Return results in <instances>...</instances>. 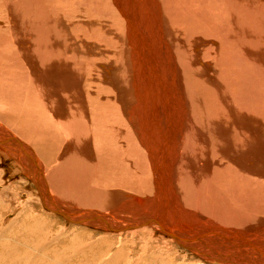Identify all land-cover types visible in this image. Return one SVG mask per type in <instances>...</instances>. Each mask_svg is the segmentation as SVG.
<instances>
[{"label": "bare ground", "instance_id": "bare-ground-1", "mask_svg": "<svg viewBox=\"0 0 264 264\" xmlns=\"http://www.w3.org/2000/svg\"><path fill=\"white\" fill-rule=\"evenodd\" d=\"M246 1L21 0L19 13L10 10L15 26L12 21L9 27L0 28V59L10 58V62L22 66L24 58L27 71H33L34 92L41 102L49 103L47 118L44 110L24 103L16 120L28 124L26 132H36L39 148L48 147V180L53 192L58 191L56 185L61 186L59 190L67 186L93 192L90 182L102 183L106 189L120 187L117 179L108 178V172H120L123 165L133 167V174L123 184L125 188L135 194L140 189L137 185L147 184L141 189L143 193L138 191L141 196L122 190L112 196L126 201L118 204L120 207L115 201L119 209L112 207L111 215H99L91 209L81 213L67 209L69 216L112 235L140 231L137 237L145 241L158 230L198 255V264H206L201 260L209 264H264V226L263 230L256 228L255 233L247 227L233 228L240 231L224 228L207 215L208 220H202L200 206L210 200L226 204L230 212V202L244 204L248 190L257 195L258 202H264V139L258 134L262 97L248 95L249 66L243 53L244 49L252 50L250 40L254 36L250 28L241 30L240 24L236 26L239 19H247ZM11 2L4 0L1 6L6 9ZM18 21L27 28H21ZM258 39L253 44V55L259 50L255 45ZM252 66L256 67L255 75L261 73L260 65ZM245 118L254 121L257 133L252 128L247 130ZM22 124L21 132L25 128ZM2 136L0 148L13 146L14 157L20 158L22 150L25 157L29 156L33 170L31 173L29 165V179L35 190L39 188L46 210L51 211L54 199L45 187L46 177L36 153L28 145ZM181 175L200 179L197 184L205 188V192L200 187L199 192L195 189L194 208L180 204L174 192L177 177L179 187L186 182H182ZM145 194L151 197L144 199ZM71 195L74 201L92 202V207L96 206L94 199H103ZM129 203L133 204L132 211L126 207ZM128 211L137 217L126 219L125 213L131 215ZM224 216L226 224L233 220L230 215ZM117 218L120 220L115 221ZM91 220L93 224L88 223ZM204 225L207 231L199 230L196 237L183 236L185 231ZM156 240L146 241L140 249L135 245L129 252L132 258L129 256L125 264H158L155 257L159 255L147 246ZM118 251L123 257V251ZM168 252L170 256L174 253ZM41 254L34 264L53 260L48 256L47 262L46 253ZM60 260L66 261L63 256ZM162 260L160 264H186ZM108 264H114V259Z\"/></svg>", "mask_w": 264, "mask_h": 264}, {"label": "rangeland", "instance_id": "rangeland-1", "mask_svg": "<svg viewBox=\"0 0 264 264\" xmlns=\"http://www.w3.org/2000/svg\"><path fill=\"white\" fill-rule=\"evenodd\" d=\"M11 1H12L11 2L12 4L10 3L8 5V7L5 9L1 6V4L4 2V0H0V14L2 15V16L0 15V25H1L0 28H2V27L7 28L10 25H12V23H13L12 26H15L14 21H13L12 17L10 16L9 12H10V10L16 9L17 10L16 13H19L18 11L21 10L22 4H21V0H11ZM247 1L246 2L248 4L246 6L248 9L247 10L248 16L244 13V10L241 11V13H242V15L244 13L243 18L244 17L246 18V16H247L248 20L247 19L243 20L241 18L237 21L238 23H236V26H239V24H240L241 27L239 29H241V30H243V29L249 30V28H250V34L254 36L253 40H250L251 44L249 43L250 48L252 50L254 49L253 44L255 43V40H257L258 38L260 39V40L258 39L260 42L256 41V44H255L256 46H258V49L260 50V52L258 50L257 54L253 55V52L255 54L256 50L252 52V50L248 51V50L244 49L243 53H244V51L246 52L245 57L247 58V65L249 66L248 67V74H247L248 76H246V79L248 78L247 79L248 82L246 84L248 87V95L250 97H252V96H256V94H258L259 99L262 97L260 99L261 100L260 131L258 134L263 136V139H264V0H247ZM2 10H3V12H2ZM4 21H5V24H4ZM9 21H10V23H9ZM18 24H21V25H19L20 27L23 26L21 28H25V29L27 28L23 25L24 23L22 21H20V23L18 21ZM27 25H29V23H27ZM120 28H121V26H119V29ZM253 30H257L258 33H257V31H253ZM254 32H255V34H254ZM259 33L262 36H260ZM257 34L260 37L259 36L257 37ZM255 35L257 38L255 37ZM249 39H252V36H251V38L249 37ZM261 39H262V41H261ZM247 53H249V54H247ZM258 54L260 55L259 57H258ZM252 58H255L259 61H256ZM251 60H253V62ZM6 61L3 59H0V127L2 128V129L0 128V136H2V134L4 133L3 134L4 136H2V137H5V135L7 134L6 135V137H8L7 139H11L13 137L11 140L14 139V140H17L19 142H22V143L28 145L36 153L38 160L40 161V166H42L41 170H42L43 178L46 177L45 178V180H46V186L45 187H46L47 191L49 192L51 199L52 200L54 199L53 203L56 201L59 204L58 205L55 202L56 205L61 209L64 207L65 211L67 209H69V210H74L75 212L77 210L78 213H81V212H85V211L91 209L92 212H95L96 214H99V215H111V212L114 210L113 208H115L116 210L119 209L120 205H118V204H121V203H123V201H126L125 199H122L119 196H118V198H120V199L113 198L119 192L123 191V193H128L130 195H135L137 193L138 195L141 196V193H143L141 191V189L142 190L145 189L144 187H147V184L141 183L140 185H137V187L138 186L140 187V189L138 188L140 191L138 189L137 190L141 193H139L137 191L135 194H134V191L133 192L129 191L127 188H125V185H123V184L127 183L126 180H128V178L131 176V174H133L131 172V171H133V167H131L132 165H123V168L120 169V172L118 170H117V172H115V171L114 172H108V173H110L108 175V178L115 179V180L117 179L121 184L120 187L113 188L114 190L112 188L106 189V186L102 183L92 184L90 182V185L92 187L94 186L93 192L89 191L86 193V192H84V189H69L67 186L66 187L63 186L62 190H59L61 188V186L59 188L58 185H56L57 187L55 189L58 191L56 193H54L53 192L54 189L50 188L51 183L49 181L50 180V175H49L50 171L48 169H50L49 168L50 167V161H49V149H48V147H46L45 149L39 148V146L36 145V144H39L38 140L35 139L36 132H26L27 130H29V127L27 126L28 124H26V126H25V124H22L23 121L16 120L18 113L23 109L22 105L24 103L25 104L27 103V105H28L27 107H29V108H35V109L38 108V110H44L45 114L43 113V115L47 118L48 117V110L47 109H49L48 108L49 103L47 100H43L41 102L40 101L41 99L39 98L37 92H34L36 90H33V89H35V87L32 85V84H34V79H33L34 75H32L33 71H31L30 69H28V71H27V66L25 65L24 58H22V66L19 63H16L14 61L10 62V58L6 59ZM260 61H261V64H260ZM17 64H19L20 67H18ZM252 65H260V67L262 69L261 73H259V71H258L259 74L255 75L256 74V70H255L256 67H254ZM6 67H8V68L6 69ZM18 68H20V69H18ZM15 70H16V72H15ZM6 74H8L9 76H7ZM4 75H6V76H4ZM28 77H29V79H28ZM13 81H17V82H13ZM20 85H22V86H20ZM26 87H27V89H26ZM15 88H16V90H15ZM3 89H4V92H3ZM29 89H31V90H29ZM34 93H35V95H34ZM29 94L32 96H30ZM46 95H48V94H46ZM28 96H29V98H28ZM26 97H27V99H26ZM30 99H31V101H30ZM40 105H41V107H40ZM245 119L247 121H245V123H243V125L248 124L247 130L252 128V132L257 133V131L256 130L254 131V128H253L254 127V121L250 122L248 118H245ZM21 124H22V126L25 127L23 132H21L20 128H19L20 127L19 125H21ZM26 128H27V130H26ZM18 133H19V135H18ZM9 134H10V136H8ZM4 147L6 148V151L3 148H0L1 149L0 150V264H26V263L27 264H34L35 259L40 258V257L39 258L36 257L40 253H42L41 255H44V253H46V255H47L46 259L48 258L47 262L50 260V257L53 259V260H50L48 262V264H52V263L53 264H64L65 263L66 264V262H67V264H92V263L93 264H96V263L108 264L110 261H112V259H114V264L115 263L116 264H123V263L125 264V262L129 259V256L132 258V256L129 254V252L131 253V250L134 249L133 247L135 245H137L138 248L140 246L142 247L145 245L146 241H149L152 238H155V240L157 239L158 241L156 240V242H153V243L150 242V243H148L147 246L148 247L150 246L155 251V256L159 255V256L155 257V260H156V262L158 261V264L162 263L161 262L162 259L164 260V261L162 260L163 263H169L171 261H172V263H174V262H178V263L185 262L186 264H188V263L198 264L199 263L200 257L198 255H195L193 252L192 253L188 252L185 248L181 247V245L179 243L170 240V238L165 233L162 234L158 230L155 234L150 233L148 239H146V241H145V239H143L141 237H137V234H139L138 232H140V231H137V232L136 231H132V232L130 231V233H127V234L117 233L115 235H112V234L103 232L104 230L100 229V228L89 227L88 225H77L75 223L70 222V220L67 221V220H64L62 217L55 215L52 211L46 210V208L44 207V205L42 203V200H40L38 192L33 187L32 182L30 181L29 177L24 174L25 172H29V170H28L29 165L31 166V173H33L32 165L29 163L28 158H27L29 156L25 157L26 154H25V152L23 153V150H22L20 158H17L16 155L14 157L12 155L13 153L11 152V149L13 146H5L4 145ZM42 150H44V151H42ZM12 151L14 152V149ZM17 154H19V153H17ZM139 165L142 168V165L140 163H139ZM139 165H138V167H139ZM22 166H23V168H22ZM89 172H91V171L89 170ZM128 172H129V174H128ZM44 173H46V174H44ZM117 173H120V174H117ZM46 175H48L49 177ZM95 175H98V173ZM137 176L140 177V175H137ZM177 176H178V174H177ZM99 177H102V176H99ZM187 177H189L188 178L189 182H190V180L193 181V182H191V184L186 179ZM177 179H178V177H177ZM177 179H176V183L173 182V185L175 184L173 186V189H174V192L176 193V196H177L179 203L184 205V206H190L191 208H194V205H196L195 199H194V197H196L195 196V189H198V192H199V187H200L201 191L205 192V188L203 187V185L201 184V186H199V183L197 184V182H199L200 179L196 181L193 177H190L189 175H187V176L181 175L182 182H183V180L186 181L185 183H183L184 185L182 186V188L177 185V183L179 182V181L177 182ZM136 181H138V180H136ZM192 183H194V184H192ZM196 185H198L197 188H196ZM37 189H39V188H37ZM132 189H134V188H132ZM135 190H136V188H135ZM144 192L147 193V191H145V190H144ZM192 193H193V195H192ZM52 194L54 196H52ZM55 194H57V195L55 196ZM71 194L88 195V196H90L89 198L103 196V199L102 200L94 199L93 201H95V202L93 204L96 206H93L94 207L93 208L91 206L92 202L89 203L88 200H87V202L86 201L81 202V200H78L79 202L74 201L71 198L72 197ZM103 194H105V195H103ZM150 195L151 194H145L144 199L148 198ZM255 195L256 194L252 195L251 191L248 190L246 192V195H245L246 200L243 201L244 204L242 203V201H241V203L240 202L236 203V204H241L239 207L234 202H230L231 203V209H232L230 212L225 209L226 204L215 203V202L211 203L210 200L209 201L204 200L203 201L204 204L201 203V205H200L201 206V212L203 213L201 219L203 220L205 218V220L206 219L208 220L207 216H209L212 221H216L215 223L219 224L220 226H224V228L233 229V228L247 227V228H249L248 231H250L251 233H255L256 228H257V230H263L262 227L264 226V206H263L264 202H262V201L258 202V199H255V197L257 195L256 196ZM140 196H138V197H140ZM142 198H143V196H142ZM100 201H102V202H100ZM114 202L119 207L115 206ZM206 202L211 203L212 206L207 205ZM53 203L51 201L50 205H53ZM213 204H214V206H213ZM132 205H133L132 203H129V205H126V207L130 208ZM61 206H63V207H61ZM232 207H234V208H232ZM260 207H263V209ZM241 208H243V209H241ZM235 209H237V210H235ZM130 210L132 211L131 208H130ZM154 210H156V209H154ZM258 210H260V211H258ZM131 211H128V212H131ZM132 213L133 212H131V215H130V213H125L128 216V217H126V219H129V217H130L133 220L137 217V215L135 213H133V214ZM224 214L230 215V217L233 219L232 221H228V223H227L228 225L225 223L227 221H226V217L224 216ZM231 214H232V216H231ZM244 216H246V217H244ZM149 217L153 218L154 216L149 215ZM223 218H225V220ZM82 219H84V218H82ZM85 219H86V217H85ZM118 220H120V219L117 218L115 221H118ZM242 220H243V223H242ZM92 221L93 220H91V222L88 221V223L93 224ZM121 221H123V220H121ZM204 224H205V222H204ZM255 225H256V227H255ZM205 226L206 225H204L202 227L198 226L199 228H195L194 230H193V228L189 229V230L185 231V233H184L185 235H183L180 232H178V233L183 235V236H194V237H196L200 233V231H202V232L207 231V227H205ZM225 226H227V227H225ZM202 228H204V229H202ZM233 230L234 231H238V230L240 231L242 229H233ZM162 232H164V231H162ZM258 233H260V232H258ZM140 235H142V234L140 233ZM160 237L163 238V239H161V241H160ZM170 237H172V236H170ZM30 238H31V241H30ZM169 240L172 241L173 243L170 242ZM24 241H26L25 244L23 243ZM169 243H170V245H169ZM177 246L180 247L182 250L179 249ZM38 247H41V248L37 249ZM168 247H170V248H168ZM118 250L123 251V257L121 255L117 254V252H119ZM173 250H175V251H173ZM164 251H167V252L164 253ZM168 251H171L172 253L174 252L172 254V256H170V253ZM180 251H182V252H180ZM96 252H98V253H96ZM104 252H105V254H103ZM53 254H56L58 257L54 256ZM108 254H110V255H108ZM102 255L105 256V258H103ZM107 255L110 257L106 258ZM48 256H50V257H48ZM61 256H63L66 259V261H61L60 260ZM94 256L95 257L97 256L98 260L97 259L94 260ZM117 256L118 257L121 256V257H119L120 259L119 258L116 259ZM25 257H27V259H26L27 262L23 263L22 259L24 260ZM173 257L175 258V260ZM157 258L160 260V263H159V260H157ZM178 258L180 260H178ZM99 259H100V261H99ZM122 259H123V261H122ZM184 259H187L188 262L184 261ZM92 260H94V262H91ZM107 260H108V262H107ZM166 260H167V262H166ZM59 261H61L62 263ZM201 262L209 264V263H207V261H204V260H201Z\"/></svg>", "mask_w": 264, "mask_h": 264}, {"label": "water", "instance_id": "water-1", "mask_svg": "<svg viewBox=\"0 0 264 264\" xmlns=\"http://www.w3.org/2000/svg\"><path fill=\"white\" fill-rule=\"evenodd\" d=\"M11 140V139H10ZM12 141V140H11ZM5 153V152H4ZM7 155V154H6ZM22 168H23V166H22ZM26 176H28V177H30L31 176V174H29V172H25L24 173ZM30 181H31V179H30ZM37 190V192H38V195H39V197H41V195H40V190L39 189H36ZM39 190V191H38ZM42 203L44 204L45 203V201L43 200V198H42ZM53 205H54V207L55 208H52L51 209V211L55 214V215H57V216H59V217H62L64 220H67V221H69L70 220V222H72V223H75V224H77V225H84L83 223H81V222H79V221H76V219H73L71 216H69V214L66 212V211H64L63 209H61V208H59L56 204H54L53 203ZM48 208V207H47ZM49 209V208H48ZM147 224V223H146ZM89 225V224H88Z\"/></svg>", "mask_w": 264, "mask_h": 264}, {"label": "crops", "instance_id": "crops-1", "mask_svg": "<svg viewBox=\"0 0 264 264\" xmlns=\"http://www.w3.org/2000/svg\"><path fill=\"white\" fill-rule=\"evenodd\" d=\"M4 147V146H3ZM6 151V150H5Z\"/></svg>", "mask_w": 264, "mask_h": 264}]
</instances>
